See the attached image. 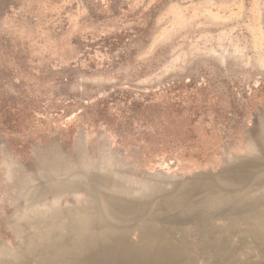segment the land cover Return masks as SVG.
<instances>
[{
	"label": "rangeland",
	"instance_id": "1",
	"mask_svg": "<svg viewBox=\"0 0 264 264\" xmlns=\"http://www.w3.org/2000/svg\"><path fill=\"white\" fill-rule=\"evenodd\" d=\"M0 49L48 101L0 135V264H264V0H0Z\"/></svg>",
	"mask_w": 264,
	"mask_h": 264
},
{
	"label": "trees",
	"instance_id": "2",
	"mask_svg": "<svg viewBox=\"0 0 264 264\" xmlns=\"http://www.w3.org/2000/svg\"><path fill=\"white\" fill-rule=\"evenodd\" d=\"M1 53H4L2 49H0V56ZM4 54L8 56V53ZM16 72L18 71L16 70ZM9 77H11V73H8L6 79ZM1 84L6 83L0 81V135H5L13 141L19 142L24 137V133L32 126L35 113L41 106L42 108L43 106L46 107L48 101L44 104V101L40 99L33 100L18 97V95L17 97L9 95L3 90Z\"/></svg>",
	"mask_w": 264,
	"mask_h": 264
}]
</instances>
